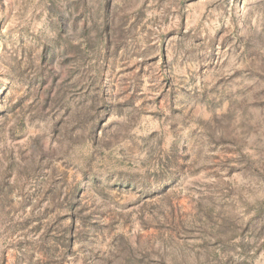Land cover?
<instances>
[{
    "label": "rangeland",
    "instance_id": "1",
    "mask_svg": "<svg viewBox=\"0 0 264 264\" xmlns=\"http://www.w3.org/2000/svg\"><path fill=\"white\" fill-rule=\"evenodd\" d=\"M0 264H264V0H0Z\"/></svg>",
    "mask_w": 264,
    "mask_h": 264
}]
</instances>
